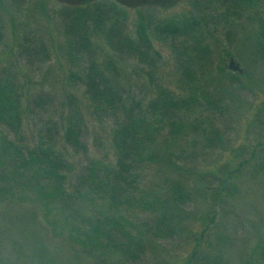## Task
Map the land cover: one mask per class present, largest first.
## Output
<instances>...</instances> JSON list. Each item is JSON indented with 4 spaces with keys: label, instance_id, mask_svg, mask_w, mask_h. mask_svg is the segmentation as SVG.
I'll use <instances>...</instances> for the list:
<instances>
[{
    "label": "trees",
    "instance_id": "16d2710c",
    "mask_svg": "<svg viewBox=\"0 0 264 264\" xmlns=\"http://www.w3.org/2000/svg\"><path fill=\"white\" fill-rule=\"evenodd\" d=\"M53 1L0 0V203L46 223L2 238L0 264H57L58 234L93 264H264V211L243 204L264 185V0L166 18L144 7L160 0ZM31 18L60 28L65 97L38 88L52 49Z\"/></svg>",
    "mask_w": 264,
    "mask_h": 264
},
{
    "label": "rangeland",
    "instance_id": "374dc122",
    "mask_svg": "<svg viewBox=\"0 0 264 264\" xmlns=\"http://www.w3.org/2000/svg\"><path fill=\"white\" fill-rule=\"evenodd\" d=\"M48 7H56L58 4L53 0H46ZM160 5L167 4V8H158L159 6H144L150 7L152 15L156 18H166L173 15L183 13L185 10L190 7V0H160ZM158 3V4H159ZM163 3V4H162ZM157 7V8H155ZM133 16L135 11H132ZM28 24L36 26L43 25V34L49 40L52 49V60L48 66L44 69L42 74L39 76L40 80L38 81V88H44L47 91L54 93V95L62 98L65 97L66 93L72 91V88L67 79L69 64L63 53V39L60 32V28L54 20H41L40 24L35 22V19H30ZM217 42L215 41L214 50L218 53L221 48L228 45V41L224 38L222 34L216 36ZM40 84V85H39ZM98 129V128H97ZM100 130V129H99ZM94 139V138H93ZM102 151H107L108 147L106 145L101 146ZM92 149L97 150V144L92 141ZM264 185H260L257 188V193H260V196L263 197ZM257 193L252 194L249 198L245 199L243 202L244 206L250 204L251 206H256L258 210H263L264 201L261 198L257 197ZM38 206L33 205L29 201H19L18 199L4 201L0 203V241L2 238L12 234H16L17 230L20 229V226L26 230V239L31 238V232L34 230V235H37L38 238L44 239V233L42 226H44L45 221L42 216L41 209L37 208ZM244 207V208H245ZM35 215V223L32 222L33 214ZM251 220H256L257 214L250 210ZM32 216V217H31ZM251 221V222H252ZM32 224V225H31ZM56 243H51L47 241L45 243L48 256H54L57 260V264H93L87 258H83L77 251L76 248L71 247L70 242L66 241V235L58 234ZM18 235L15 238H19ZM234 249V248H233ZM232 249V250H233ZM231 250V251H232ZM11 251H7L5 257H9ZM234 257L237 255V250H234ZM10 253V254H8ZM46 256V253H45ZM3 254L1 255V258ZM38 261L35 259H28L26 264H37Z\"/></svg>",
    "mask_w": 264,
    "mask_h": 264
},
{
    "label": "water",
    "instance_id": "95a60500",
    "mask_svg": "<svg viewBox=\"0 0 264 264\" xmlns=\"http://www.w3.org/2000/svg\"><path fill=\"white\" fill-rule=\"evenodd\" d=\"M228 66L233 71L243 72V69L240 65V63L233 57L229 59Z\"/></svg>",
    "mask_w": 264,
    "mask_h": 264
}]
</instances>
